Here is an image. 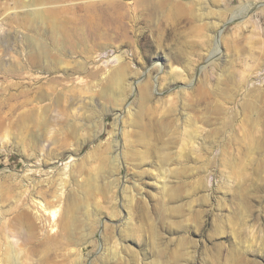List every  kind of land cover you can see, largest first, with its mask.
I'll list each match as a JSON object with an SVG mask.
<instances>
[{
    "label": "rangeland",
    "instance_id": "obj_1",
    "mask_svg": "<svg viewBox=\"0 0 264 264\" xmlns=\"http://www.w3.org/2000/svg\"><path fill=\"white\" fill-rule=\"evenodd\" d=\"M86 1L33 0L56 11L65 35V63L47 72L32 60L31 1L0 0V186L16 194L33 169L38 189L53 193L66 171L80 202L78 244H30L25 264H264V0H147L137 9L111 0L134 9L97 34ZM123 51L131 74H142L131 76L122 106L105 98L93 107L80 86ZM46 77L59 81L67 120L54 140L18 139ZM146 77L152 94L142 100ZM100 167L99 193L84 198L82 184ZM0 205L10 219L14 198L0 195ZM30 214L41 232H56Z\"/></svg>",
    "mask_w": 264,
    "mask_h": 264
},
{
    "label": "bare ground",
    "instance_id": "obj_2",
    "mask_svg": "<svg viewBox=\"0 0 264 264\" xmlns=\"http://www.w3.org/2000/svg\"><path fill=\"white\" fill-rule=\"evenodd\" d=\"M30 1L31 2L26 5L27 9L25 15L30 22H33L36 25L35 30L39 36L31 37L33 44L32 47L34 48V51L32 50L31 55L35 54L32 56V60L36 66L41 69V71L43 70L50 72L58 65L61 66L65 63V35L63 36L61 24L58 22V18L55 16L56 11L48 12L45 10L44 4H36L33 2V0ZM135 1L137 3V7L135 6V9H137L139 5L141 6L147 0ZM86 2L88 3L83 5L86 7L87 19L92 27L93 34L100 32L98 27H102L105 22H114L122 19L124 20V14L127 13L124 11V9L128 10L132 8V6L128 5L127 3H116L111 0H89ZM202 8L208 9L209 11L201 12V15H208L211 17H218V15L220 16V14H217V12L210 7V9L206 6ZM116 13L120 14V16H117ZM221 23V19L219 22L214 20L211 21V24L216 27L222 25ZM49 24L52 25V27L50 29H44V32H47L46 36H44V34L39 35V27L44 28ZM47 37L51 41H47ZM98 45L99 44L95 43V47H98ZM123 53L124 51L117 56L119 63L116 67H114L112 70H109L108 72H102L101 77L98 78L97 81L89 80L84 86H80L81 89H84L89 93L86 98H88L93 107H96L93 102L96 101L102 105V101L105 98H111L115 106H122V103L126 98V90L131 86L129 83L131 76L135 79H139L137 77L142 74H131L132 71L130 69V64ZM28 68L30 70V65ZM98 73L99 71L96 70L92 73V77H96ZM147 75H150L148 71ZM56 78L57 77L55 76L53 77V79ZM46 79L47 82L39 79L35 83V87H33L34 90L36 89V94L32 99V102L35 100L33 103L34 105L29 109L30 114L28 116L31 118L25 121L26 123L22 127L23 129L20 132L21 134H18L17 136L18 139L19 137L22 138L32 134L35 140H54L60 133L59 126L63 124L67 117L60 107L57 108L59 102V95L57 91L59 90L58 85L60 84H58L59 81L50 82L48 81L49 79L47 77ZM149 81L150 79L145 82L144 80H141L137 83L140 87L142 100H146L152 94L150 92ZM131 88L133 87L131 86ZM128 107L131 110L129 105ZM28 131L29 133L25 134ZM9 133L12 135L10 131H7L3 136V139L8 138ZM43 159L46 165L50 166L53 164L55 157L45 155ZM66 166L69 165L66 164ZM102 169V167L98 168L97 173H95L93 177L86 180L84 184L81 183L83 187H85V191L83 190L82 192L84 194V198L87 196L89 198V195L93 198L99 193V190L102 187L100 183L101 179L99 180ZM32 172H34L33 169H28L23 174L18 182L21 190H17L16 194H13L15 190H10L7 187L3 190V187L0 186V195H2V198L4 196L6 198L13 197L17 203V206L12 212V217L8 219L9 221L7 218L6 221L2 220L5 218L4 216H6L7 211L3 210L0 205V264H25V257L30 248V244L33 243L41 245L42 243H46L48 241L53 242L62 238H66L67 236H71V241H73V243L76 242V245L78 244L77 239H75L73 236V232L77 223L76 209L79 207L78 203L80 202L79 198L73 195L74 190L72 191L71 188H67L66 183H68V180L64 179L69 178V173L66 171L62 173L64 174V176L62 175L61 177L63 182L60 183V188L52 193L48 190L42 191L38 189L43 180L41 178H33L30 175ZM23 195H27L28 202H25L22 199ZM48 196H53V202L45 201L46 197ZM86 202H84V206L88 208V203ZM30 210L31 212L33 211L37 220H40L41 222H47L48 220L50 230L56 228V232L54 234H52L53 232H50L51 234H44L41 232L34 223L32 219L33 214H30Z\"/></svg>",
    "mask_w": 264,
    "mask_h": 264
}]
</instances>
